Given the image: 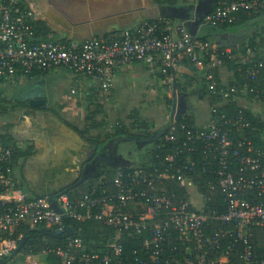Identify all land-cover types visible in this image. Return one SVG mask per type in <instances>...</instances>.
<instances>
[{"label":"built area","instance_id":"obj_1","mask_svg":"<svg viewBox=\"0 0 264 264\" xmlns=\"http://www.w3.org/2000/svg\"><path fill=\"white\" fill-rule=\"evenodd\" d=\"M263 12L264 0L221 1L204 21L230 24L242 13ZM36 21L33 11L21 0H0V107L5 105V83L37 73L64 69L77 79H91L94 87L107 95L117 73L130 63L161 65L168 71L177 61L186 59L206 69L207 55H215L218 64L222 63L220 54L233 52L198 42L184 22L168 18L144 19L114 35L83 41L41 38ZM253 52L248 47V53ZM250 61L251 80L264 77V59ZM206 78L210 95L235 100L245 93L264 104V88L258 83L246 82L228 90L220 87L208 69ZM71 92L76 93V89ZM259 113L262 122L264 108ZM254 125L243 110L224 123L215 118L205 126L175 121L158 145L173 147L161 162L164 168L155 164L150 169H118L112 179L103 174L100 185H91L79 198L68 192L57 194L58 207L48 197H26L18 174L23 158L19 152L26 150V143L7 134L3 137L0 132V258L13 254L25 226L63 231L68 220H97L115 230L101 249L90 250L82 237L70 235L63 245L45 252L57 255L62 264H125L127 259L128 264H229L233 250L240 249L242 261L237 264H264V255L257 256L252 241L253 228H264V148L248 134L250 129H258ZM202 148L206 156L214 154L218 160L217 168L211 170L216 179L208 183L212 190L223 194L227 210L222 214L205 213L203 200L211 197L196 186L190 172H173L175 162L185 153V167L195 170L197 161L193 156ZM169 178L186 186L189 198L176 202L167 187L158 186ZM212 220H221L226 227L211 230ZM131 235L141 239L142 245L127 255L124 240ZM167 249L170 252L165 255ZM221 249L223 254L208 259L209 252Z\"/></svg>","mask_w":264,"mask_h":264},{"label":"water","instance_id":"obj_2","mask_svg":"<svg viewBox=\"0 0 264 264\" xmlns=\"http://www.w3.org/2000/svg\"><path fill=\"white\" fill-rule=\"evenodd\" d=\"M55 1L25 0L36 15H42V19L52 18L57 22L60 19L62 24L71 29L73 36L67 39L83 41L98 36L105 37L102 31L109 28H113L110 31L116 32L118 28H132L144 19L160 18L181 20L188 32L193 35L192 28L204 21L213 9V3L218 0H199L195 4H166L155 0H106L107 3L114 2L106 6H98L94 1L89 0ZM79 26L89 32H95L77 36L80 35ZM121 31L122 29L119 32ZM184 95V92H180L179 102L174 101L169 124L146 137L116 136L99 151L93 142L85 139L77 129L53 111H44L39 117L37 109L28 107L19 111L15 119L1 120L0 131L16 141L34 144L32 152L23 156L18 171L26 187V197H48L55 207H58L57 194L68 192L92 177L89 171L91 162L84 165V161L99 159L105 148L113 141L118 145L117 152L119 144L125 140H133L140 144L154 143L187 110V107H182L180 104V97ZM183 100L186 102L185 99ZM37 230L43 234L51 232L49 227H41ZM26 241L27 236L20 240L11 256L18 254Z\"/></svg>","mask_w":264,"mask_h":264},{"label":"trees","instance_id":"obj_3","mask_svg":"<svg viewBox=\"0 0 264 264\" xmlns=\"http://www.w3.org/2000/svg\"><path fill=\"white\" fill-rule=\"evenodd\" d=\"M23 4H26L25 0H21ZM161 3H166V4H195L199 0H157ZM227 1L230 2L232 0H218L213 3V8L216 7V5L219 2ZM262 14V13H261ZM258 15H255L253 13H242L237 17L236 22L234 23H227V24H222L224 26L226 25H231L235 23H240V22H245L248 19L255 17ZM165 18H160L157 19L162 20ZM171 19V18H168ZM153 20V19H149ZM205 23V21H203ZM36 26V31L38 36L41 38H54V39H61L64 41H68L69 39L67 38H60V37H55L52 36L51 34V29L49 25L42 21V20H37L35 22ZM120 31V30H119ZM119 31L114 32V34L119 33ZM111 36V35H106V37ZM99 37V36H98ZM262 40H258V38H253L251 39L248 44H243L241 46L242 51L240 55H236V50L232 54H220V58L222 60V63L228 66L230 69L235 71V76L237 79L240 80L241 83L238 85H244L246 82L250 84H256V83H262V77L260 76L256 81H252L251 77L248 74V70L252 65V62L250 61L251 59H264V37L260 38ZM197 41H200L202 43H205L206 39L205 38H200L196 39ZM248 47H251L253 49L254 55L251 53H248ZM224 48L221 47L219 50L222 51ZM249 54V55H248ZM211 55V54H210ZM249 57V58H248ZM210 56L207 55L205 57V61L209 60ZM241 69H240V68ZM170 69V68H169ZM216 73V72H215ZM217 76V73L215 74ZM33 76V75H32ZM216 80L221 84V81L219 78H216ZM202 87L200 89V95L202 98H204L207 94H210L209 90V81L207 80L206 76L203 78V81L201 82ZM261 88H264V85L259 84ZM221 97L219 95H211V104H212V118L217 119L221 123H224L225 120L234 118L236 115H239L240 110H243V112L249 116L255 123L254 127H257V130L250 129L249 130V135L252 136L257 145L262 146L264 148V140H263V134H264V121L260 122L258 120V115L250 110H246L245 108L239 106L236 102H229L224 105H218L217 101H219ZM25 106V103L18 102L16 105H13L11 107V111H17L21 110ZM49 111L56 112L53 108H49ZM97 112L92 111L91 114H89L88 119L91 120L89 125L85 127V129L81 130L73 125H71L69 122L64 120L59 114V117H61L64 121L69 123L71 126H73L75 129L79 131V133L87 140L93 142L98 148L103 147L105 144L109 142L110 139L116 137V136H123V135H136L139 137H146L150 136L152 133L155 131H149V129L153 128V124L149 123L147 120L143 119L141 122V127L140 131L138 134H133L128 130V127L126 128L125 124L117 121L114 123V125L111 126L109 129L110 131H105L104 126H106L104 120L98 121L96 118ZM191 112V111H190ZM8 113V109L6 105H2L0 107V121L6 119V114ZM177 120V119H176ZM191 121L194 122L193 118V113H189L187 110L181 114L177 122L180 124L182 122H187ZM153 125V126H152ZM228 125H225L227 127ZM233 128V127H232ZM98 130V133H92V131ZM2 132V131H0ZM238 132L234 130V136H236ZM2 136H5V133H2ZM162 138V137H161ZM161 138L157 139L154 143H152L153 147L152 149L146 150V152L140 153L139 156V161L138 163H133L132 161H129L128 163L121 165L117 168H111L105 171L104 173H100L97 175H94L90 177L88 180H90V183L87 185L81 184L77 187H73L68 191V193L73 197V198H79L81 197L90 187L91 185H100L101 180H99V177L101 175H107L109 178H113L116 175V171L118 169H123V170H134L137 167H147V168H152L155 164H158L161 168H164L163 164H161L162 161H165V155L168 153L173 152V147L171 144L158 148V145L161 143ZM138 143V142H137ZM139 144V143H138ZM34 149V144L30 145L28 149L19 152L20 155L24 156L26 154H29L32 152ZM214 154H208L206 156V153H204L203 148L201 151L194 153L193 158L197 161V165L195 166V170L191 169L190 166L185 167L187 164V156L186 153L185 155L183 154L182 159H178L173 167V172L178 173V172H187L189 174H192L194 182L196 186L199 187V189L202 190L203 194H206L207 196H210L211 198H205L203 200L204 203V211L205 213L208 214H222L227 210V205L224 201L223 194L221 193L220 190H212L209 187V183L211 180L216 179V176L214 175L211 170H214L217 168L218 165V160L213 158ZM193 170V171H191ZM20 178V177H19ZM163 182H159L158 186L161 187H167L168 193L171 196V198L174 201H179L180 199L183 198H189V193L186 190V186H181L180 182L174 178V179H163ZM22 186L24 190L26 191V187L24 183L22 182ZM85 184V183H84ZM27 192V191H26ZM256 197V195H255ZM258 198V197H257ZM259 199V198H258ZM212 226L211 230H221L222 228H225L226 225L223 224L221 220H212L211 221ZM67 228L63 231H59L56 228H51V232L49 234H43L38 232L37 227H30V226H25L22 229L23 232V237L27 236V241L21 250L22 252H25L27 254H39L42 252L47 251L49 247H56L58 245H63L64 241L70 236V235H76L80 236L83 238L85 243H89V249H101L102 245L106 242L107 238L110 237L111 235L114 234L115 230L102 223L101 221L97 220H89L86 222H78V221H73V220H68L66 221ZM70 227V228H69ZM254 235L252 237V241L255 247V252L258 257H261L264 255V228L262 227H255L253 228ZM19 231L16 232L18 234ZM142 240L135 237V236H129L124 240L125 243V253L127 255L132 253V250L137 247L141 246ZM240 249H235L233 250L232 254L230 255V262L229 264H237L240 261H242L241 256H240ZM170 252V249L166 250V254L168 255ZM217 251H212L208 253V259H216L219 257L221 254H223V249ZM48 257L47 260L50 262V264H62L61 259L55 255L52 252L47 253ZM12 258L11 255L5 256L3 258H0V264H4L8 260ZM128 259L125 261V264H128ZM219 264V263H218Z\"/></svg>","mask_w":264,"mask_h":264},{"label":"crops","instance_id":"obj_4","mask_svg":"<svg viewBox=\"0 0 264 264\" xmlns=\"http://www.w3.org/2000/svg\"><path fill=\"white\" fill-rule=\"evenodd\" d=\"M89 1H94V3L98 6H106L111 3H114H107L106 0ZM52 2L56 1L52 0ZM26 4L31 9L27 2ZM35 16L37 17V20H42L49 25L52 36L60 38H68L70 36H73L72 30L68 29L64 24H62L63 22L61 23L60 19L58 20L59 22H57L52 18L44 20L42 19V15L40 14H35ZM64 19H66V17H64ZM222 24L227 23L202 22L198 26L192 28L194 32L193 37L195 39L205 38V43H207L213 48L220 49L221 47H223L224 49H234V51L236 50V55H240L242 51L241 46L243 44H248V42L254 37L258 38V40H262L260 38L264 37V13L252 17L245 22L235 23L226 26ZM78 28L80 30V35L77 36L87 35L89 32L85 30L82 26H79ZM111 29L113 28L103 30L102 33H104L105 35H112L115 31H110ZM121 29L123 31L130 28H118L116 32ZM209 56L210 59L208 61H205L206 69H201L193 63L187 61L186 59H181L177 61L176 65L173 68L168 69V71H164L161 65L152 67L144 62L130 63L121 68L120 71L117 73V76L115 77L113 83V88L111 92L107 95H104L100 91H98L94 87L91 79H77L72 72L64 69H56L48 71L44 74H33V76L18 79L17 81H12L10 83L18 82L20 85H22L29 80L34 81L35 79L42 78H44V80H51L52 78H54L56 79V82L58 81V84L54 87L53 90L49 92L50 94L56 95V99L54 102L61 103L63 109L65 110L69 108H73L77 112H82V110L86 108H89V110L91 111L98 110L99 112H97V115H99L100 112L104 111L105 107H107L106 105H116V103L122 105L126 101L128 104L133 102L138 103L140 101L146 103L149 102L147 98L150 99V102H157L158 100L160 102L161 97H163V103H168L170 102V97L173 98L172 101L174 102L175 100H179L178 98L180 92H184L185 95L183 97L189 105L187 111L189 113H193L194 122L197 125L205 126L210 122L211 118L213 117L211 95L207 94L204 98H202V96L200 95V89L202 87L201 82L206 76V70L208 69L214 74L217 73V76L215 75V78L220 79V87H222V89H233L236 86L239 87L240 85L238 84L241 83L240 80L236 78L234 70L230 69L223 63L216 64L215 55ZM10 83H5V88H2L4 89V92L7 89V85ZM259 84L264 85V77H262V83ZM73 88L76 89V93L71 92V89ZM219 97H221V99L217 101V104L220 106L229 103L230 101H233L234 103L236 102L239 106L245 108L246 110H250L256 114L262 111L260 109L264 108L263 103V107L259 108L256 105L257 103H255V101L257 100H254L250 95H246L245 93L243 95L238 96L235 100H231L229 98L224 99L222 95H219ZM16 98L18 100L19 97ZM94 106L96 107L94 108ZM170 118L171 115L169 116V122L167 124L170 123ZM152 120L148 119L147 121L149 123H152L154 125H152L153 127L157 128L156 125H163V123H165L166 121V118L164 116H160L159 122L157 123L153 122ZM24 142L26 143L27 141Z\"/></svg>","mask_w":264,"mask_h":264},{"label":"rangeland","instance_id":"obj_5","mask_svg":"<svg viewBox=\"0 0 264 264\" xmlns=\"http://www.w3.org/2000/svg\"><path fill=\"white\" fill-rule=\"evenodd\" d=\"M55 80L56 79L54 78H52L51 80H44V78H42L35 79L34 81H26L22 85H20L18 82L10 83L7 85V89L4 94L7 95L6 97L8 99H12V101L13 99H15V96L19 97L20 99L26 100L31 96L35 97L37 94H39V96H41L42 98L47 99L48 107L56 110V112H58V114L64 120L81 130L85 129V127L89 125L91 121L88 119V116L92 111L89 110V108L82 110V112H77L73 108L65 110L63 109L61 103L54 102L56 99V95L50 94L49 92L53 90L54 87L58 84V81L56 82ZM162 99L163 97L160 98V102L159 100L157 102H150V99L147 98L149 102L146 103L140 101L138 103L133 102L128 104L126 101L122 105H119L117 103L116 105H106L107 107H105L104 111L100 112L99 115H96V118L98 121L104 120L106 124V126H104L105 131H110L109 129L111 128V126L114 125L117 120H119L120 122L125 124L126 128L128 127V130L131 133L138 134L140 131H142L140 130L141 127L139 125H141V121L143 119H154L152 121L157 123L159 122V117L164 116L166 118V121L165 123H163V125H156L157 128L153 127L152 129H149V131L151 132L152 130L156 131L157 129L167 125V123L169 122V116L172 114L173 98L170 97V102L168 103H163ZM255 103H257L256 105L259 108L263 107V104L261 102L255 101ZM95 107L96 106H94V108ZM98 132V130L92 131V133L94 134ZM152 145L153 144H138L133 140H125L119 144L118 156L120 159L132 161L135 164L139 161L138 155L140 153L144 154L148 149H152ZM101 177L102 175L99 178ZM84 183L83 186L90 183V180H86ZM193 191L195 192L196 189H194ZM88 244L86 243V246ZM47 257L48 255L46 252H42L39 254H27L20 251L18 254L12 256V258L4 264H50V262L47 260Z\"/></svg>","mask_w":264,"mask_h":264},{"label":"flooded vegetation","instance_id":"obj_6","mask_svg":"<svg viewBox=\"0 0 264 264\" xmlns=\"http://www.w3.org/2000/svg\"><path fill=\"white\" fill-rule=\"evenodd\" d=\"M6 96L7 95H5V105H6L7 109H8V113L5 115L6 119H15V118H17L18 115H19V111H21V110H23L25 108H28V107L37 109V111L39 113V117H41L42 113L44 111H49L48 109L50 108L47 105V100L45 98H42L41 96H39V94H37L35 97L31 96V97H29L26 100L25 99H20V98H18V100H17V98H16L17 96H15L14 97L15 99H13V101H12V99H8ZM183 99H184V97H180V101H181L180 104L182 105V107H187L188 108L189 105L186 103L187 101L184 102ZM22 101H24L25 106L21 110H19V111H11V107L13 105H16L18 102H22ZM31 101H32V104H30ZM178 102H179V100H178ZM173 104H174V102H173ZM30 145H33V144L30 143V142H26V144L24 145V148L28 149V147ZM117 146H118L117 143L113 141L105 148V150L100 155L99 159L94 160V158H93V159H91L89 161H84V165H86L88 162H91L90 167H89V171L92 174L91 176L100 174L102 172L104 173L108 169L114 168V167H116L118 165H121V164L124 165V164L129 162L128 160H123V159L119 158L118 152H117ZM101 148L102 147L98 148V151Z\"/></svg>","mask_w":264,"mask_h":264}]
</instances>
